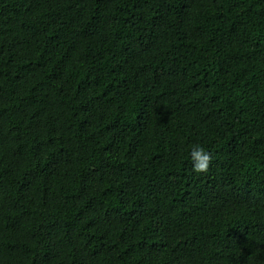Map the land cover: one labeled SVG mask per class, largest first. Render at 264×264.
<instances>
[{
	"label": "trees",
	"instance_id": "1",
	"mask_svg": "<svg viewBox=\"0 0 264 264\" xmlns=\"http://www.w3.org/2000/svg\"><path fill=\"white\" fill-rule=\"evenodd\" d=\"M0 264H264V0H0Z\"/></svg>",
	"mask_w": 264,
	"mask_h": 264
},
{
	"label": "clouds",
	"instance_id": "2",
	"mask_svg": "<svg viewBox=\"0 0 264 264\" xmlns=\"http://www.w3.org/2000/svg\"><path fill=\"white\" fill-rule=\"evenodd\" d=\"M192 171L206 173L212 162V155L203 144L196 143L189 149Z\"/></svg>",
	"mask_w": 264,
	"mask_h": 264
}]
</instances>
